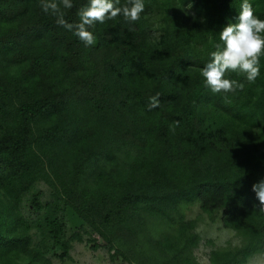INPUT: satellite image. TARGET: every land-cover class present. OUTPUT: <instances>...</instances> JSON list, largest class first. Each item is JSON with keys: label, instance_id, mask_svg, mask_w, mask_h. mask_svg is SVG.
Masks as SVG:
<instances>
[{"label": "trees", "instance_id": "16d2710c", "mask_svg": "<svg viewBox=\"0 0 264 264\" xmlns=\"http://www.w3.org/2000/svg\"><path fill=\"white\" fill-rule=\"evenodd\" d=\"M249 2L264 19V0ZM88 3L73 0L65 19L79 22ZM144 3L134 24H95L97 43L86 46L40 0H0V264H51L32 243L26 194L61 261L79 239L66 236L68 207L110 260L193 264L194 220L182 213L193 203L245 237L211 251V264L264 261V210L252 190L264 180V57L254 84L226 74L242 91L213 93L200 74L242 0Z\"/></svg>", "mask_w": 264, "mask_h": 264}, {"label": "clouds", "instance_id": "9594fccd", "mask_svg": "<svg viewBox=\"0 0 264 264\" xmlns=\"http://www.w3.org/2000/svg\"><path fill=\"white\" fill-rule=\"evenodd\" d=\"M40 8L55 17L56 24L73 32L86 46L97 43L90 29L97 23L123 17L128 24L139 21L144 11V0H89L87 6L78 12L79 22L70 23L65 19L66 10L74 7L73 0H40ZM190 7V6H189ZM219 42L214 44L210 60L200 74L205 86L213 93H234L245 85L236 79L226 78L227 73L243 75L254 84L260 76V61L264 57V19L259 18L249 0H242L236 22L227 24L219 33ZM159 94L149 100L148 110L159 107ZM252 190L264 210V180L252 185Z\"/></svg>", "mask_w": 264, "mask_h": 264}, {"label": "rangeland", "instance_id": "374dc122", "mask_svg": "<svg viewBox=\"0 0 264 264\" xmlns=\"http://www.w3.org/2000/svg\"><path fill=\"white\" fill-rule=\"evenodd\" d=\"M35 190L40 191L41 201L47 200L50 196L49 188L40 181L36 183ZM28 195L23 197L22 212L30 223L32 243L40 246L51 264H130L119 256L110 260L109 254L112 250L109 251L100 236L81 222L68 207L63 214L66 236H77L79 239L70 240L69 258L59 260L56 257L59 249H52V242L45 231L41 215L29 208ZM182 213L185 221L194 220L192 231L197 234V240L191 254L193 264H211L209 260L211 251L234 249L245 243L242 234L222 225L219 213L210 218L201 211L198 203L182 207ZM243 264H264L262 254L256 253L248 257Z\"/></svg>", "mask_w": 264, "mask_h": 264}]
</instances>
